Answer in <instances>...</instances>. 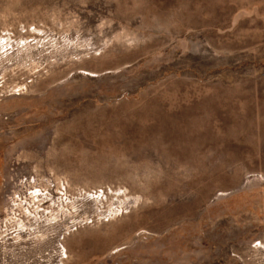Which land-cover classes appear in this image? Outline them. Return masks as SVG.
<instances>
[{
	"label": "rangeland",
	"instance_id": "obj_1",
	"mask_svg": "<svg viewBox=\"0 0 264 264\" xmlns=\"http://www.w3.org/2000/svg\"><path fill=\"white\" fill-rule=\"evenodd\" d=\"M0 264H264V0H0Z\"/></svg>",
	"mask_w": 264,
	"mask_h": 264
},
{
	"label": "bare ground",
	"instance_id": "obj_2",
	"mask_svg": "<svg viewBox=\"0 0 264 264\" xmlns=\"http://www.w3.org/2000/svg\"><path fill=\"white\" fill-rule=\"evenodd\" d=\"M65 131V130H64ZM67 138V135H66V133L64 134V132H63V134H61V136L59 137V140L58 141H63V140H65ZM34 194V193H33Z\"/></svg>",
	"mask_w": 264,
	"mask_h": 264
}]
</instances>
